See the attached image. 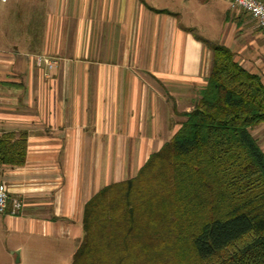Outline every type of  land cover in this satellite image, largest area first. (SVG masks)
<instances>
[{"label":"crops","instance_id":"0c3cea01","mask_svg":"<svg viewBox=\"0 0 264 264\" xmlns=\"http://www.w3.org/2000/svg\"><path fill=\"white\" fill-rule=\"evenodd\" d=\"M155 1L169 8L145 0L0 1V133H27L24 165L0 168L8 188L0 231L58 240L72 258L84 204L133 177L178 130L171 118L179 99L189 96L181 113L193 107L209 72L204 41L229 48L264 86V30L250 15L226 22L221 12L217 32L202 39L190 30L193 19L179 20L177 0ZM115 148L125 151L118 167ZM129 163L137 164L132 173ZM15 200L21 208L11 215ZM19 253H11L17 262Z\"/></svg>","mask_w":264,"mask_h":264},{"label":"trees","instance_id":"16d2710c","mask_svg":"<svg viewBox=\"0 0 264 264\" xmlns=\"http://www.w3.org/2000/svg\"><path fill=\"white\" fill-rule=\"evenodd\" d=\"M204 43L193 107L133 177L84 204L71 264H264V152L251 134L264 124V86L229 48ZM26 140L0 133V168L24 165Z\"/></svg>","mask_w":264,"mask_h":264},{"label":"rangeland","instance_id":"374dc122","mask_svg":"<svg viewBox=\"0 0 264 264\" xmlns=\"http://www.w3.org/2000/svg\"><path fill=\"white\" fill-rule=\"evenodd\" d=\"M204 1L205 4H203ZM145 2L149 5L157 6L159 8H163L165 7V5L169 8L167 4L162 2L158 3L157 1H155L152 3L151 0H145ZM176 4L179 8H177L179 12V20L181 18V15H184V17H182L184 18V20L185 17H187L184 25L189 26L191 20L193 19L195 27L190 30L191 32H193V34L199 36L202 39L211 38V36L208 37V32L210 31L212 33L213 31L215 33L217 32V26L220 23L219 17L221 16V12H225V16L227 17L225 20L226 22H228L229 19H236V17L238 16L246 15V13L242 12L239 9L230 8L227 0H177ZM170 5L171 8H174L176 6L174 3ZM6 16H8L7 13ZM203 24H208L209 27H204L202 26ZM1 27L5 29L3 24L1 25ZM255 28L259 31V28L257 26H255ZM147 39L151 40L150 37H147ZM38 59L41 58L38 57L37 62ZM41 62H43V59H41L39 63ZM167 102L170 103V101L168 100ZM185 102H189V96L186 100L185 98H181L177 101L178 113H181L182 108L184 109ZM171 104L174 103L171 102L170 105ZM178 113L177 116L175 115L171 118L172 124H174L175 122L179 123L184 120V118L179 116ZM251 134L254 135L256 141H258V143L262 145V148L264 150V143L262 139L264 132H260V129H257V127H255L251 129ZM124 152L125 151L123 148L114 149L115 167H118L120 164V160L124 158ZM135 165L137 164L134 163L131 165L129 163V173L134 172ZM19 250L20 253L18 255L21 257V261L17 262V256H12L11 253H16ZM67 250H69V246L61 245V242H59L58 240L40 238L31 234H21L18 232L5 233V231L3 230L0 231V264H71V255H66Z\"/></svg>","mask_w":264,"mask_h":264},{"label":"built area","instance_id":"2783aa9c","mask_svg":"<svg viewBox=\"0 0 264 264\" xmlns=\"http://www.w3.org/2000/svg\"><path fill=\"white\" fill-rule=\"evenodd\" d=\"M4 2L5 0H0ZM232 9H239L250 15L258 28L264 30V3L261 0H227ZM41 59H38V63ZM47 63V61H44ZM8 200L7 185L0 180V217L4 214ZM21 208L17 200L12 202L11 215H15Z\"/></svg>","mask_w":264,"mask_h":264}]
</instances>
